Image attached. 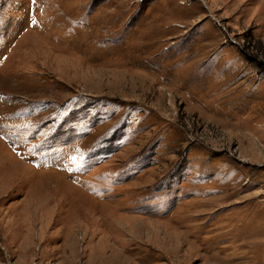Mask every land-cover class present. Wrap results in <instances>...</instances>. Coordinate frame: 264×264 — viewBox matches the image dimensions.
Returning a JSON list of instances; mask_svg holds the SVG:
<instances>
[{
	"label": "rangeland",
	"instance_id": "rangeland-1",
	"mask_svg": "<svg viewBox=\"0 0 264 264\" xmlns=\"http://www.w3.org/2000/svg\"><path fill=\"white\" fill-rule=\"evenodd\" d=\"M0 264H264V0H0Z\"/></svg>",
	"mask_w": 264,
	"mask_h": 264
}]
</instances>
